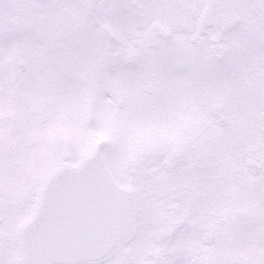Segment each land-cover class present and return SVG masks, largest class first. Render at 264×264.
I'll return each instance as SVG.
<instances>
[{"label": "snow or ice", "instance_id": "snow-or-ice-1", "mask_svg": "<svg viewBox=\"0 0 264 264\" xmlns=\"http://www.w3.org/2000/svg\"><path fill=\"white\" fill-rule=\"evenodd\" d=\"M0 264H264V0H0Z\"/></svg>", "mask_w": 264, "mask_h": 264}]
</instances>
